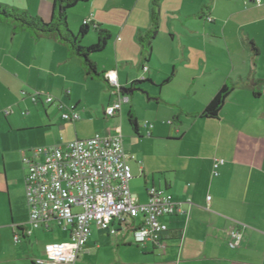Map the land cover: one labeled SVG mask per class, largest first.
<instances>
[{"label":"crops","instance_id":"crops-1","mask_svg":"<svg viewBox=\"0 0 264 264\" xmlns=\"http://www.w3.org/2000/svg\"><path fill=\"white\" fill-rule=\"evenodd\" d=\"M151 1L92 0L67 13L73 32L90 19L89 24L109 33L105 49L90 56L96 70L105 74L114 71L119 88L129 89L135 81L153 86L155 103L170 109L166 124L171 136H165L176 138L178 144V151L169 152L162 160L167 164L165 174L157 181L152 176L150 186L146 167L136 170L143 175L145 202L153 188L166 191L180 203V213L161 218L167 226L162 236L164 249L149 242L144 246L133 242L137 250L127 251L132 237L106 232L114 250L98 264H264V0H160L159 32L148 52L138 36L151 27ZM51 2L34 1L38 17L49 19ZM87 34L81 40L84 47L96 42V35ZM225 84L233 90L218 118L201 117ZM95 87L102 92L103 87L109 89L105 92L108 100L95 108L106 116L105 110L122 96L105 75L101 81L91 80L81 62L70 57L67 47L57 40L14 35L8 25L0 24L2 258L8 254L29 260L23 264H35L38 257L29 255L28 246L38 243L36 231L50 233L52 229L40 228L30 236L17 231L28 220L22 158L34 147L50 146L52 133L64 136L65 142L60 144L98 134L81 133L88 124L81 117L91 111L88 96ZM39 91L51 95L54 102L74 104L80 120H62L56 104L45 103L43 96L34 103L31 95ZM132 93H123L128 98L125 104L130 103L128 95ZM124 103L115 116L122 113ZM129 112L137 115L133 105L126 114ZM154 120L152 124L144 122V127L145 123L152 125L151 129L145 127L147 136L163 140L157 115ZM136 121L140 129L139 118ZM215 160H223L216 169ZM93 228L96 234L101 231ZM229 228L243 236L236 249L227 245ZM10 233L20 236L18 243L23 244L24 252L9 248L5 253ZM66 234V239L52 242L66 241ZM91 241L96 243V239ZM88 243L89 239L75 264H91L82 256Z\"/></svg>","mask_w":264,"mask_h":264},{"label":"built area","instance_id":"built-area-1","mask_svg":"<svg viewBox=\"0 0 264 264\" xmlns=\"http://www.w3.org/2000/svg\"><path fill=\"white\" fill-rule=\"evenodd\" d=\"M89 22L87 19L83 24ZM105 78L113 88H119L114 71L106 72ZM40 96L43 94L34 92L31 99L36 103ZM44 101L56 104L62 120L72 123L80 120L74 104L54 102L51 96H45ZM127 101L122 95L105 110V115L115 116ZM145 127L151 129L152 125L145 123ZM133 159L124 151L121 136L100 134L35 147L29 156L22 158L28 208L24 234L30 236L34 230L51 226L68 233L66 241L45 244V259L36 258L35 264H75L90 237L92 224L111 236H130L137 245L149 242L164 249L162 236L167 226L161 218L180 213V203L166 191L153 188L146 202H138L129 187L133 176L128 163ZM222 164L223 160H215L213 167ZM227 235L230 249L241 245L243 236L239 230L229 228ZM13 239L18 243L20 236L15 233Z\"/></svg>","mask_w":264,"mask_h":264},{"label":"rangeland","instance_id":"rangeland-1","mask_svg":"<svg viewBox=\"0 0 264 264\" xmlns=\"http://www.w3.org/2000/svg\"><path fill=\"white\" fill-rule=\"evenodd\" d=\"M34 1L35 0H0V4L5 5L10 8H17V9H23L26 10L30 15L32 16H37L36 8L34 6ZM71 10V9H70ZM72 10H74L72 8ZM45 23H48V19H43ZM68 25L69 31L72 33L76 34V32H73L71 30V27ZM88 34L90 36L94 37L95 33L93 32L92 29L88 31ZM87 34V35H88ZM95 43V42H94ZM82 47H84L81 44ZM97 84V83H96ZM99 85H102L99 83ZM98 85V86H99ZM103 86V85H102ZM102 89V87L100 88ZM136 89L132 95H128L130 98V103L129 104H123L122 106V113H120L118 116H115L113 118L104 116L103 110L97 111V105H100L102 102H106L108 100V95H105L106 91H109L108 88L103 87L102 90H105V92H102L99 90V88L95 87L94 92H90L88 96L89 100V108H90V113L86 114L85 116H82V121L87 119L86 126L82 128L81 133L83 134H94L98 133L100 135H108V136H121L122 143L124 142V147L127 150V154L129 156H133V160L129 161V165L131 168L132 172V180L130 181V190L131 193L137 198L138 202L144 203L146 200V192H145V184L143 180V175L136 173L137 168L141 167H146V176L148 180V186H150L151 183V178L155 179L157 181L158 179L161 178L163 174H165V170L167 168V164L162 161L168 157V153H176L178 151V144L175 143L174 140H177L176 138L169 137L167 138L165 136V133L169 136H171V133L169 131V127L167 126V115L170 113L169 112V107L165 106H158L156 104L155 98L157 96L155 95V88L148 84V82H143L140 83L136 86ZM40 92V91H39ZM43 98L45 96H51L47 93H44L42 91ZM151 98V99H150ZM153 98V99H152ZM69 103V102H68ZM133 105V112L134 114L136 113L137 115L135 116L136 118H139V126L140 129L138 131V134H136L133 130V128L129 125L128 123V118L126 112L128 111L129 107ZM26 111V108H23ZM157 115L158 117V124L162 127V134L164 137L163 140H151L147 136L146 128L144 127V122L148 123H154L155 116ZM68 135H73L72 129L68 130ZM50 144L51 145H57L60 143H63L64 136L62 134H57L55 135L54 133L49 136ZM38 147H43V146H38ZM35 148V147H34ZM95 225L90 226V230L92 228V235L89 239L88 246H86L84 255V259L91 264H98L100 263L99 261L102 260L104 261V258H108L109 252L113 249L111 247L112 243L109 244V241L111 237L103 230L98 231V234L94 232L95 228H93ZM52 231L50 233L43 232L38 233L36 231L35 233V239L38 242L35 246L29 245V255L31 257L37 256L38 258L44 260V251L43 248L46 243L52 242V241H57L60 239H66V232L63 231L60 228H57L55 226H51ZM113 238V237H112ZM9 239H10V246H7L5 244V250H7L5 253H8L9 248L10 250L13 251H22L25 249L23 244L20 243H15L13 239L12 233L9 234ZM96 239L95 245H99L98 248H95V245L92 244L91 240ZM130 245L129 249H126L127 251H136V246L134 245L132 239L130 240ZM114 250V249H113ZM33 253V254H32ZM92 253V254H91ZM82 257V258H83ZM102 258V259H101ZM0 260L2 261L0 264H23V263H28L29 260L23 257V259H13L10 258L8 254L2 258L0 255Z\"/></svg>","mask_w":264,"mask_h":264},{"label":"trees","instance_id":"trees-1","mask_svg":"<svg viewBox=\"0 0 264 264\" xmlns=\"http://www.w3.org/2000/svg\"><path fill=\"white\" fill-rule=\"evenodd\" d=\"M90 1L92 0H52L48 23H45L43 19L38 16L30 15L26 10L10 8L0 4V24L8 25L14 35L26 33L34 40L43 38L57 40L60 44L67 47L70 57L76 58L81 62L82 69L87 78L94 81H101L104 79L105 73H99L96 70L95 64L90 59V56L99 54L105 49L110 40L109 33L100 28L99 25L90 23L83 24L77 33L74 34L69 31L67 25L68 11L78 4ZM159 3L160 0L151 1V27L143 35L138 36L139 42L148 52L151 49V42L159 32ZM90 29H92L96 35V42L88 47H82L81 40ZM170 77L171 75L164 83L168 82ZM142 82L143 81L132 82L129 89L123 88V90L130 92V90L136 89V86ZM232 90V85H223L206 105L200 116L209 119H217L221 108ZM118 94L122 96L123 92L120 90ZM127 118L129 125L133 128L134 132L138 134L139 127L134 115L129 112ZM23 226L18 227L17 231H23Z\"/></svg>","mask_w":264,"mask_h":264},{"label":"water","instance_id":"water-1","mask_svg":"<svg viewBox=\"0 0 264 264\" xmlns=\"http://www.w3.org/2000/svg\"><path fill=\"white\" fill-rule=\"evenodd\" d=\"M120 90H121L123 93H126V91H125V90H123V88H120ZM135 90H137V89L130 90V92H134Z\"/></svg>","mask_w":264,"mask_h":264}]
</instances>
